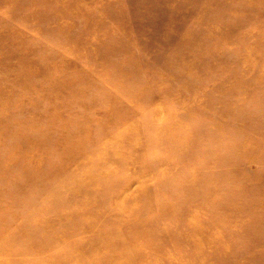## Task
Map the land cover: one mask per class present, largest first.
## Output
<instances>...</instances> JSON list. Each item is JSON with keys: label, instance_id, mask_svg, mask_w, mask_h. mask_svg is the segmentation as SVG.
I'll list each match as a JSON object with an SVG mask.
<instances>
[{"label": "rangeland", "instance_id": "374dc122", "mask_svg": "<svg viewBox=\"0 0 264 264\" xmlns=\"http://www.w3.org/2000/svg\"><path fill=\"white\" fill-rule=\"evenodd\" d=\"M1 59L3 64L21 65L13 71L21 70L28 91L15 93L0 119L23 109L14 121L38 118L36 130L42 131L48 128L43 120L62 103L52 100L50 81L91 88L77 95L64 91L63 97H73V109H64L60 119L76 118L83 131L70 133L66 148L75 157L54 172L26 168L33 158L30 150L40 149V139L21 150L8 148L0 122V150L11 158L5 166L0 163V264H216L212 251L219 246L217 240L197 254L189 240L175 245L154 238L173 227L176 189L179 185L183 189L179 182L185 176L207 185L205 179L211 183L220 178L221 194L213 198L208 189L194 192L191 186L189 198L209 199L196 212L200 218L210 213L215 215L213 223L221 224L223 211H214L210 201L218 197L226 200L223 209L233 206L229 201L241 209V214L237 209L235 213L241 216V232L233 235L231 252L217 263L263 262L264 178L258 179L257 173L264 170V149L259 152L260 164L250 161L238 166L232 158L236 148L229 144L221 176L211 181L212 172L204 166L208 158L200 147L220 153L238 140L234 135L239 132L252 134L254 142L264 147V132L252 126L259 120L264 131V0H0ZM38 72L42 77L47 74L46 80L39 79ZM113 84L119 92L128 89L129 99L115 92ZM4 85L11 90V83ZM6 93L1 95L12 92ZM109 94L114 98L108 99ZM120 136L138 140L121 144ZM76 145L83 155L92 156L80 158L79 150L73 149ZM197 168L209 176L198 174ZM79 172L88 175L89 186ZM29 176L34 183L29 184ZM74 188L94 189L113 201L108 209H97L95 201L73 195ZM129 191L137 198H130ZM147 192L151 194L145 197ZM153 194L163 197V204L158 205ZM134 199L145 206L132 218L136 231L130 250L107 239L82 250L67 245L79 241L75 236L82 227L93 238L102 231L120 230L119 216L123 209L129 211L127 202ZM184 205L181 214L187 218L193 209ZM109 217L120 223L106 224L104 218ZM247 217L250 222L254 219V225ZM252 226L260 239L253 232L246 234ZM23 227L36 229L38 235L33 240L23 236L20 247L13 240L19 231L23 235ZM180 251L185 254H178L181 259L176 260Z\"/></svg>", "mask_w": 264, "mask_h": 264}, {"label": "bare ground", "instance_id": "6f19581e", "mask_svg": "<svg viewBox=\"0 0 264 264\" xmlns=\"http://www.w3.org/2000/svg\"><path fill=\"white\" fill-rule=\"evenodd\" d=\"M2 63V64H1ZM10 63V62H9ZM9 63H4L1 59L0 61V95L1 94H5L6 92L11 91L12 93L10 95L4 96L1 95L2 97H0V112H2L4 109L7 108V106L11 105V99L12 96L15 93L18 94H23L25 92H27L28 90L24 89L23 86V80H22V76L23 74L20 75L21 70L17 69L14 70V68H16L17 66L15 65V63L13 64H9ZM17 68H21V65L19 64ZM36 71V70H35ZM47 75V74H46ZM46 75L44 77L40 76V73L38 72L37 76L39 77V79H45L46 80ZM114 77V76H113ZM112 78V77H111ZM5 82H9L11 83V90L6 88L4 83ZM73 82L70 81H66L62 84H58L56 82L50 81L49 86H51V90H50V96H52V100H55L56 102H58V100L61 99L62 103L57 104V108L54 111H50L48 114V118L43 120L45 121L46 125L48 126V128L43 129L42 131H38L36 130V124L39 123L41 120H39L38 118H31V119H25L23 121L20 122H15L14 120L16 119L17 116H21L24 111L23 109L20 111H16L13 115L9 116V117H4L2 119H0V122H2V125L5 127L4 130L6 132V140L3 142L5 144H7V147H12L14 149H19L21 150L22 148H27V144L29 141L34 140L38 137L39 141V148H36L34 150H30V154L32 155V161L30 162V164H27L25 167H30V168H34L36 170L41 169L42 171L45 172H54L56 170L62 169L64 168L65 164L66 167L69 165L70 162L69 161L72 157H75L74 153L71 152L70 154V150L67 149V145L71 140V134L73 135H79L82 134L81 131H83V129L80 127V121L77 122V119L72 117L70 119H60V115L63 112L64 109H73V97L66 99V97H63L64 91L66 90H72V92H74V94H80L82 93H86V89L87 92H89V87H80L75 85ZM40 85L42 83H39ZM83 84V83H82ZM26 85H30L29 81L26 82ZM85 88V89H84ZM43 93L46 94L47 91L44 88H41ZM113 90L116 92V90L118 91L119 94H124L127 98L130 97L129 95V91L127 90H122V92H119V89L117 87V85L113 84ZM42 91H38V96L41 95ZM7 94V93H6ZM36 96V95H34ZM108 99H112L113 96H111L110 94L107 95ZM114 98V97H113ZM66 99V102H64V100ZM129 99V98H128ZM118 100L117 98L115 99V101ZM158 111V110H157ZM19 113V114H18ZM42 121V122H43ZM77 122V123H76ZM76 123V124H75ZM174 124V123H172ZM74 125V126H73ZM73 126V127H72ZM253 129L255 131L258 132H264L263 130H261V126L259 123V120H256L255 123H253ZM72 127V128H71ZM180 127V126H178ZM71 128V129H70ZM16 135H19L21 139H16L17 137H15ZM127 135V134H126ZM130 135V134H129ZM132 135V134H131ZM136 136V135H135ZM130 137L128 139V137H123L120 136L118 138V142L123 144L124 142L127 145H130L131 143H133L134 141L138 140L137 137ZM232 137L233 135H229V137ZM192 137V135H191ZM237 138V141H232L231 143L227 144V147L225 148V150H223L220 153H215L216 155H218L217 157H215V154H211L210 153V149L209 146L206 147H200L203 155H205L208 159H207V163L205 162L204 166H207L208 169L210 170L209 173L212 172V180H214V178L218 175L221 174V168H222V164H224L227 159H228V149L231 147H235V151H233V159L234 162L238 163V166L243 164V162H250V161H254L255 163L260 164V161L262 160L261 158V153L264 147L258 143L254 142L253 139V135L252 134H245L243 132H239L238 134L234 135V138ZM202 138V140L204 139V135H201L200 139ZM199 139V140H200ZM192 141V140H190ZM201 141V140H200ZM79 141H77L78 143ZM2 143V141H0V144ZM195 143V142H194ZM44 144L48 147L50 150H45L46 147H44ZM229 144L231 145V147H229ZM27 145V146H26ZM190 148L194 147L195 145H193L192 143L190 144ZM238 145V146H237ZM52 146V147H51ZM73 149H77L79 150V154L80 157L82 159H89L92 155L89 154H85L83 155L81 152V149L79 148L78 145H76ZM2 150H0V163L3 164V166H5L4 164H6V161H11V158L8 156H4L3 153L1 152ZM111 151V150H110ZM103 153H99L97 154L96 158L97 161L98 158H102V156L104 155ZM256 152H258L257 154H255ZM38 153V154H37ZM40 153V154H39ZM37 154V155H36ZM36 155L37 158H35L34 156ZM216 158L218 159L217 162H215ZM8 159V160H6ZM93 159V158H92ZM225 160V161H224ZM77 162V161H75ZM214 163L216 165H219L217 167L214 168ZM49 166V169H48ZM54 166V167H52ZM66 167L63 171L66 170ZM175 171V170H174ZM200 171V173L198 174H203L202 176H209L208 172H204V170L201 168L198 169L197 168V172ZM177 173V171H175ZM73 175H77V173L75 172L74 174L72 173L71 177ZM187 175V174H186ZM82 177V180L88 182V175L83 174V172H79V175ZM214 176V177H213ZM221 176V175H220ZM75 177V176H74ZM176 177L179 178V175L176 174ZM260 177L264 178V170L259 169L258 173H257V178L259 179ZM159 178V177H158ZM176 178V180H177ZM8 179V178H7ZM32 177H28L27 180L29 181V184L34 183L33 182ZM195 178H192V176H185L181 178V182H179V184L182 185L183 189L180 187V185L178 186V188L176 189V193L178 194L176 197V201H174L175 204V210H174V217L172 218L174 223H173V227L169 230V231H163L161 233H156L154 234V238H159L160 240L163 239L165 241H170L169 243H178L181 244L182 241L184 240H189L192 242V245H196V251L197 254L199 252H201L203 249H205L207 246L211 245V242H213L214 240H217L218 245L219 246H215V249H213V254H214V260L216 261V264H218V260L221 256H224L226 254L229 253V251L231 252L232 250V241L231 238L233 237V235H238L239 232H241L240 230V226H242V221H241V216L240 217H236L235 213L238 211L241 214V209L237 208L238 205L236 203H234L233 201H229V203H231L230 205V209H226L227 207L225 206L224 209L223 204L224 202H226L225 199H222L221 197H218L215 200H210L211 201V208L216 211H223L222 212V216L219 217V220L221 221V224L219 226H216V224H214V218L215 215H212L210 213H203L201 215H203L204 217L200 218L199 216H197L196 212H200L201 209L203 210L204 204L209 200V199H203V198H189V194H191V189L192 187H194V192H198V191H205L206 189H208V191L211 193L209 197L213 198L214 194H221V188L222 186H220L219 181L220 178H217L214 182L209 183V179L205 181L208 183L204 184V180L203 183L197 181L195 179V181H193ZM159 184V183H158ZM197 184H200L199 188L196 186ZM218 184V185H216ZM90 185V181L88 182V186ZM192 186V187H191ZM156 188H160V185H157ZM96 190H91L87 189V191H83L80 189H72L71 193L73 195H77L78 197H82L83 199H88L90 201H95V207H104L105 209H108L111 202L113 201L110 197H108V200L106 198H104V196H99L97 194V192H95ZM94 193V196L92 198V196H90L91 193ZM131 192V191H129ZM149 194L151 193H146L145 197H148ZM130 198H137V193H128ZM151 196V195H150ZM154 198L158 201V205L159 204H163L162 198L161 196H156L155 194H153ZM238 198V197H236ZM147 199V198H146ZM136 199L134 200H129V202H127L129 205L128 208L129 211H127L126 209H123L124 211L122 212V214H120V220L122 221L121 223V227L120 230L116 229L112 232H108V231H102L104 234L100 235L98 238H93L91 234L86 233L84 231V227L83 230L80 231V235L78 233L77 237L79 239V241H75V240H70L68 242L67 245L71 246H77L79 247L81 250L85 248V246H87V244H98L99 242L102 243L103 241L107 240H111L113 243H118L117 245H120L122 248H124L125 250H130L128 244L130 243V241L132 240V234H133V230L136 231L135 228V219H132L133 216L136 214V211H138V213L142 211L143 206L145 205H140V204H136L135 202ZM182 200V201H181ZM180 201V203H179ZM131 202V203H130ZM182 202V203H181ZM191 204L190 208H192V212L191 214L187 215V218L184 217V215L181 214V209L183 208V206H185L184 204ZM264 198L262 200V208L264 207ZM134 206V207H133ZM86 208V207H85ZM95 208H90L88 209L89 211H93ZM98 209V208H97ZM222 209V210H221ZM226 209V210H225ZM237 209V211H236ZM229 210V211H228ZM94 215V214H93ZM124 217H126V219H123ZM198 217V218H197ZM243 217V216H242ZM213 218V219H212ZM245 219V217H243ZM56 219V218H55ZM106 221V224L108 223H116L119 219L116 218H104ZM108 219V220H106ZM111 219V220H110ZM225 220H231V223H225ZM247 220L250 222L249 217H247ZM254 220V219H253ZM253 220H251V224L254 225ZM247 222V221H246ZM179 223V224H176ZM106 224H103L102 226L106 228ZM6 225V231H8V227L7 224ZM176 225V226H175ZM177 226H179L177 228ZM256 226H252L251 229L246 231V234L250 231L253 232V229H255ZM23 231V235L21 234V232L19 231L18 233V237H16L13 240V244H17V246L23 247L24 245L23 243V236H25L26 238H29L31 240H33L34 238L37 237L38 235V231L36 229H32V230H27L25 227L21 228ZM41 230H43V228H41ZM134 231V232H135ZM85 233V234H84ZM255 233V234H254ZM257 230H254L252 234L253 236L256 235ZM147 234L151 233L148 232ZM124 236L121 237V236ZM205 236V237H203ZM264 237V235H262ZM6 236H3V238H5ZM257 239H260V234L256 235ZM7 238V237H6ZM11 239V237H9ZM74 238V237H73ZM204 238V239H203ZM237 239H239V237H236ZM58 239V238H57ZM77 239V240H78ZM243 239V238H240ZM125 242V245H124ZM124 245V246H123ZM262 247V246H258ZM257 248V247H254ZM236 250V249H235ZM135 251V250H134ZM262 250H258V252H261ZM183 253L185 254L183 251H180L178 253H176L175 259L176 260H180L181 258L178 257V254ZM249 252H246L245 254L243 253V256L248 255ZM13 255V254H12ZM64 255V254H63ZM59 257V254L58 256ZM55 257V258H57ZM54 258V259H55ZM257 263H261L264 264V260L262 262V260L257 261ZM39 264V263H37ZM215 264V263H213Z\"/></svg>", "mask_w": 264, "mask_h": 264}]
</instances>
